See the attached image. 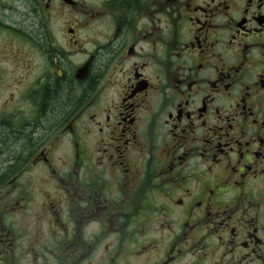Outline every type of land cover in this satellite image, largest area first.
<instances>
[{
    "label": "flooded vegetation",
    "instance_id": "flooded-vegetation-1",
    "mask_svg": "<svg viewBox=\"0 0 264 264\" xmlns=\"http://www.w3.org/2000/svg\"><path fill=\"white\" fill-rule=\"evenodd\" d=\"M0 264H264V0H0Z\"/></svg>",
    "mask_w": 264,
    "mask_h": 264
},
{
    "label": "trees",
    "instance_id": "trees-1",
    "mask_svg": "<svg viewBox=\"0 0 264 264\" xmlns=\"http://www.w3.org/2000/svg\"><path fill=\"white\" fill-rule=\"evenodd\" d=\"M52 97L53 99L50 101L51 105L54 106V108H59L61 107L62 103H63V99H66V96L68 95L69 97H73V93L69 94L67 93L66 94V91H59L56 93H52Z\"/></svg>",
    "mask_w": 264,
    "mask_h": 264
}]
</instances>
